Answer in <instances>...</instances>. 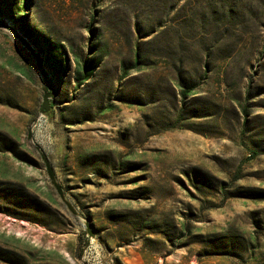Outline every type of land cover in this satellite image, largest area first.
Segmentation results:
<instances>
[{
	"label": "rangeland",
	"instance_id": "obj_1",
	"mask_svg": "<svg viewBox=\"0 0 264 264\" xmlns=\"http://www.w3.org/2000/svg\"><path fill=\"white\" fill-rule=\"evenodd\" d=\"M0 264H264V0H0Z\"/></svg>",
	"mask_w": 264,
	"mask_h": 264
},
{
	"label": "water",
	"instance_id": "obj_2",
	"mask_svg": "<svg viewBox=\"0 0 264 264\" xmlns=\"http://www.w3.org/2000/svg\"><path fill=\"white\" fill-rule=\"evenodd\" d=\"M26 45V47L28 48V50L30 51V53L32 54V56L35 59L36 62V68L37 71L39 73V75L41 76L43 82L45 84H52V79L50 77V75L47 72V68H45L44 66V59H43V55L40 53H37V51L30 46L27 42L23 41ZM60 92V88L59 86L55 87L52 86L50 91H44L43 92V96H42V104L40 107V111L39 113L41 115L46 114L49 109L51 108V103L52 101L59 95ZM30 129L28 130V139H30ZM36 150L39 152V156L44 164V167L46 169V172L48 174L50 183L52 184V186L54 187V189L56 190L61 202L73 213L75 214V211L73 210L71 204L66 200L65 196H64V192L61 188V186L59 185V183L56 180L53 168L51 166V163L49 161V159L47 158V156L38 148L36 147ZM88 228V225H86ZM90 233V232H88Z\"/></svg>",
	"mask_w": 264,
	"mask_h": 264
},
{
	"label": "trees",
	"instance_id": "obj_3",
	"mask_svg": "<svg viewBox=\"0 0 264 264\" xmlns=\"http://www.w3.org/2000/svg\"><path fill=\"white\" fill-rule=\"evenodd\" d=\"M23 28H25V29H23ZM22 29L23 30H25V32L27 33V35H29V36H32L31 34H30V32L28 31V29L24 26H22ZM36 45H38V44H36ZM34 49L36 50V51H39V53L40 54H42L43 55V59H44V66H45V68H47V72H48V74L50 75V77H51V71H50V68H51V64H52V59H51V57H53V54H50V53H45V49L42 47V45L40 44V45H38V46H34ZM51 63V64H50ZM53 66H54V64H53ZM88 67V66H87ZM86 66H83V70H84V72H85V74H84V76H82V81H81V83H84V81L85 80H88L89 78H90V75H91V73H90V70H91V68H87ZM54 68H55V66H54ZM59 69V72H61V68L59 67L58 68ZM58 69L56 68V70L58 71ZM80 82H78V86L81 84ZM51 88H52V85H49V89L51 90ZM49 90V91H50ZM184 95V94H183Z\"/></svg>",
	"mask_w": 264,
	"mask_h": 264
},
{
	"label": "bare ground",
	"instance_id": "obj_4",
	"mask_svg": "<svg viewBox=\"0 0 264 264\" xmlns=\"http://www.w3.org/2000/svg\"><path fill=\"white\" fill-rule=\"evenodd\" d=\"M87 106V105H86ZM87 108V107H86ZM85 111V110H84ZM89 112V111H88ZM111 118H113V117H111ZM74 142V141H73ZM86 143V142H85ZM79 144H80V142H79ZM15 235H18V236H20V235H22V232L21 231H15Z\"/></svg>",
	"mask_w": 264,
	"mask_h": 264
}]
</instances>
